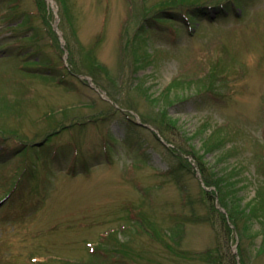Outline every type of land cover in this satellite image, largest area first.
Instances as JSON below:
<instances>
[{
	"label": "rangeland",
	"instance_id": "rangeland-1",
	"mask_svg": "<svg viewBox=\"0 0 264 264\" xmlns=\"http://www.w3.org/2000/svg\"><path fill=\"white\" fill-rule=\"evenodd\" d=\"M230 1L0 0V264H264V0Z\"/></svg>",
	"mask_w": 264,
	"mask_h": 264
},
{
	"label": "trees",
	"instance_id": "trees-1",
	"mask_svg": "<svg viewBox=\"0 0 264 264\" xmlns=\"http://www.w3.org/2000/svg\"><path fill=\"white\" fill-rule=\"evenodd\" d=\"M230 2H232V3H236V0H231ZM205 3V2H204ZM213 4H220L221 2H219V1H215V2H212ZM238 3V2H237ZM209 4H211V3H209ZM208 4V5H209ZM201 5V4H200ZM223 5H226V7L228 8L229 6H230V4H226V3H223ZM229 5V6H228ZM172 9H173V14H175V15H177L178 16V14H180V12H181V10H179L178 8H173L172 7ZM183 11V10H182ZM187 13V17H189L190 18V16H194V13H195V9H189L188 10V12H186ZM31 54H33V52H31ZM38 62H36V61H34L33 62V64H37ZM36 74L35 75H37V76H40V77H48L49 76V74H47L46 73V71H45V69H38L37 71H34ZM177 80V79H176ZM188 81H178V83L179 84H181L182 85V87H186V85L189 87H191V83L189 82L191 79H187ZM201 156V155H200ZM201 159H202V157H201ZM227 174H225V176H226ZM207 177H206V179H207V183L208 184H211L212 182L214 183V182H216V184H217V187H218V189L220 190V193H219V195H218V197H219V199H220V201L222 202V204L228 209V212H229V216H230V218H231V220L234 222V223H236V224H239L240 222H241V218H240V216L236 213V208L234 207V202H233V198H232V196H231V192H228V187H229V185L228 184H223L224 186L223 187H221L220 185H221V183H224V176L223 177H218L217 176V174H215V175H206ZM225 189H227V190H225ZM209 195V197L211 198H213V195H210L211 193H208ZM263 207H261V209H262ZM257 209H259V207H257ZM224 218V221H225V223H226V219H225V216L224 215H222V219Z\"/></svg>",
	"mask_w": 264,
	"mask_h": 264
}]
</instances>
